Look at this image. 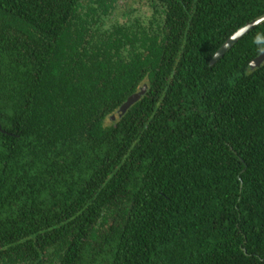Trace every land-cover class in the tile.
<instances>
[{
    "label": "trees",
    "instance_id": "trees-1",
    "mask_svg": "<svg viewBox=\"0 0 264 264\" xmlns=\"http://www.w3.org/2000/svg\"><path fill=\"white\" fill-rule=\"evenodd\" d=\"M263 15L0 0V264H264Z\"/></svg>",
    "mask_w": 264,
    "mask_h": 264
},
{
    "label": "water",
    "instance_id": "water-1",
    "mask_svg": "<svg viewBox=\"0 0 264 264\" xmlns=\"http://www.w3.org/2000/svg\"><path fill=\"white\" fill-rule=\"evenodd\" d=\"M264 21V15L260 18H256L252 22L246 24L245 26L241 27L239 30H237L221 47V49L217 52L214 61L221 58L225 53L235 44L237 43L241 38H243L246 34H248L251 30L259 26ZM264 64V53L256 57L250 64L251 69L259 68ZM148 89L147 85L142 86L141 90L133 95L128 101H126L121 108L114 114L113 118H120L122 117L127 110L141 97L143 94L146 93ZM0 129H2V125L0 123Z\"/></svg>",
    "mask_w": 264,
    "mask_h": 264
},
{
    "label": "rangeland",
    "instance_id": "rangeland-1",
    "mask_svg": "<svg viewBox=\"0 0 264 264\" xmlns=\"http://www.w3.org/2000/svg\"><path fill=\"white\" fill-rule=\"evenodd\" d=\"M132 2L131 1H128V3H127V5L131 8V4ZM133 4V3H132ZM132 6H134V7H132V8H142V6H140L139 4H133ZM128 8V7H127ZM120 19H123L121 16H120Z\"/></svg>",
    "mask_w": 264,
    "mask_h": 264
}]
</instances>
